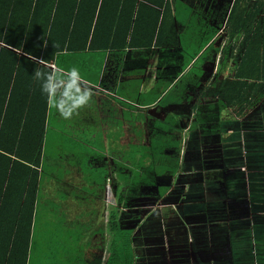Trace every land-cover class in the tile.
<instances>
[{
    "label": "crops",
    "instance_id": "1",
    "mask_svg": "<svg viewBox=\"0 0 264 264\" xmlns=\"http://www.w3.org/2000/svg\"><path fill=\"white\" fill-rule=\"evenodd\" d=\"M213 3L210 14L199 7V15L218 29L201 45V53L224 29L211 23L223 2ZM227 6L225 19L231 4ZM185 29L186 24H176L178 46ZM222 46L200 62L202 74L196 83V78L183 74L146 106L139 103L137 79L131 80L130 90L126 83L124 91L117 64L105 62L99 78L93 73L78 75L81 87L91 90V99L65 121L61 111L69 110L77 97L69 73L62 72L67 96L51 103L46 177L37 190L33 224L38 213L49 215L54 228L73 230L77 223L83 224L87 231L80 246L69 245L67 253L73 257L83 253L79 261L84 264L95 260L106 264L113 238L131 228L127 239L132 264H255V251L259 252L256 264H264L262 101L257 102L258 112L252 113L256 105L239 114L238 105L231 106L221 97L224 79L218 82L217 75L225 68L235 72L233 58L221 56ZM156 58L153 54L148 62L142 92L157 86ZM158 128L168 130L159 134L172 129L182 137L179 170L174 175L169 173L170 161L177 143L158 139L153 143ZM154 146L164 148L170 161L165 158L154 165L148 159ZM210 147L213 154L206 156ZM63 150L67 154L59 156ZM240 185L241 190L236 188ZM79 239L80 235L75 243ZM115 252L121 258L117 247ZM67 253L68 264H74ZM51 258H57L56 253L51 251Z\"/></svg>",
    "mask_w": 264,
    "mask_h": 264
},
{
    "label": "trees",
    "instance_id": "2",
    "mask_svg": "<svg viewBox=\"0 0 264 264\" xmlns=\"http://www.w3.org/2000/svg\"><path fill=\"white\" fill-rule=\"evenodd\" d=\"M199 7L186 0H0V264H28L36 194L46 177L45 147L54 114L49 112L56 98L43 90L44 80L37 78V72L51 74L59 82L62 72L76 69L84 78L94 69L100 73L105 62L115 63L117 77L121 72L128 90L131 80L137 79L139 103L146 106L183 74L196 78V83L202 74L200 62L218 50L224 33L221 56L237 54V60L221 97L238 105L239 114L264 97V0H233L220 37L202 53L203 44L218 29L199 15ZM178 9L186 24L179 46L174 39ZM153 54L159 80L142 92ZM230 90L235 96H229ZM162 128L155 132L153 143L175 140L173 158L170 161L164 148L154 146L148 159L155 165L166 158L174 175L182 137L172 129L159 134L168 131ZM62 153L67 154L63 150L59 156ZM130 232L113 238L106 264L134 262ZM116 247L121 258L115 256Z\"/></svg>",
    "mask_w": 264,
    "mask_h": 264
},
{
    "label": "rangeland",
    "instance_id": "3",
    "mask_svg": "<svg viewBox=\"0 0 264 264\" xmlns=\"http://www.w3.org/2000/svg\"><path fill=\"white\" fill-rule=\"evenodd\" d=\"M186 1H188L192 5H194L195 8L198 6H201V9L205 10L207 14H210L212 12L213 1L210 2L209 0H207L210 3H205V0H204V2L202 4H200L202 2V0H186ZM216 1L217 0H215L214 3ZM220 1L223 3L221 4V6H220V4L217 6V8L215 9L214 17L212 18V20L210 18V20H211L212 24H215L217 27L222 26V28H223V25L225 22V20H224L225 16L224 15L226 14L225 12H227V8H228L227 4L228 5L231 4L233 2V0H227V1L220 0ZM179 13H180V10L178 9V12H177L178 20H176V24L185 25L184 19L182 18L183 16ZM208 23H209V21H208ZM220 31H222V29H220ZM224 35L225 34L223 33L222 37L218 39L219 45H223V44L225 45L226 44L227 38ZM236 56H237V54H236ZM232 58L233 59H231V60H232L233 65H234L235 64L234 57H232ZM236 58H235V60H237ZM232 69L234 70V66L232 67ZM90 73L96 74L97 77L99 78L100 73L98 70L96 71V69H94L92 72L86 73L85 74L86 77H88L90 75ZM229 75H231V78H232V76L234 75V72L230 73L229 69H226V68L223 69V71L217 75L218 76V82L220 79H224L223 81L221 80L220 82H222L224 85H226V83L228 82L227 76H229ZM123 90L124 91L126 90L125 80H123ZM221 90H222V87H221ZM221 92L222 91H220V94H221ZM228 94H230L229 95L230 97L235 96V94L232 93L231 90L228 92ZM172 95L173 94H171V96ZM171 96H169V98ZM166 99H168V98H166ZM259 101H262V103H260V110H262V112H264V97L262 99H260ZM256 105L257 104H254L250 108L252 109ZM258 108H259V105H257L254 108L252 113L254 114V113L258 112ZM210 126L214 128V126L212 124ZM54 139H55V136L53 138H51L52 141H54ZM211 147H213V144ZM211 147L206 150V153H205L206 156H210L213 154V148H211ZM236 188L240 189V190L243 189L241 185L236 186ZM222 190L224 191L223 188H222ZM121 192H122V190L119 188L118 195ZM50 223H51V221H50L49 215L38 213V222L33 224L31 244H30V252H29V257H28V264H68V262H67L68 258H65V253H67L68 246L69 245L71 246V244H77V246L79 247L80 242H81L82 238L84 237V232L87 231V228L84 226H81L83 224H80V223H77L73 227V230H68L67 228H54V227L50 226ZM62 225L68 226L67 224H63V222H62ZM85 226H88V225H85ZM182 228L183 227L181 226L180 230H182ZM97 230H98V228H97ZM128 231H133V228L125 229V232H128ZM90 234H91V230H90ZM132 234L134 236V233H132ZM78 235H80V239L77 243H75L77 241ZM240 247H242V246H240ZM74 248H75V246H74ZM51 251H52V254L56 253L57 258H51ZM240 251H241V249H240ZM57 252H59L60 255H57ZM255 252L256 253H255V257H254L255 258L254 262L256 264L257 263L256 259L258 260V253L259 252L258 251H255ZM252 253H254L253 248H252ZM67 254L69 256H71L70 259L74 258V260H75L74 264H84L83 262L79 261V259L82 257L83 253H77L74 257H73L72 253H67ZM58 256H62V258L58 259Z\"/></svg>",
    "mask_w": 264,
    "mask_h": 264
},
{
    "label": "clouds",
    "instance_id": "4",
    "mask_svg": "<svg viewBox=\"0 0 264 264\" xmlns=\"http://www.w3.org/2000/svg\"><path fill=\"white\" fill-rule=\"evenodd\" d=\"M232 4V3H231ZM224 28V25H223ZM53 66V65H52ZM71 78V83L73 86V93L77 97L75 102L72 103L71 108L67 111H61V115L69 119L71 116L81 107L86 105L88 101L91 99L92 92L88 88L81 87L78 78V71L76 69H72L69 74ZM37 78L43 79V90L48 93V95L52 98L60 97L64 98L67 96V91L64 87L63 77L57 81V77H54L51 74H45L37 72ZM57 106L58 105H54Z\"/></svg>",
    "mask_w": 264,
    "mask_h": 264
},
{
    "label": "built area",
    "instance_id": "5",
    "mask_svg": "<svg viewBox=\"0 0 264 264\" xmlns=\"http://www.w3.org/2000/svg\"><path fill=\"white\" fill-rule=\"evenodd\" d=\"M53 67V66H52Z\"/></svg>",
    "mask_w": 264,
    "mask_h": 264
}]
</instances>
